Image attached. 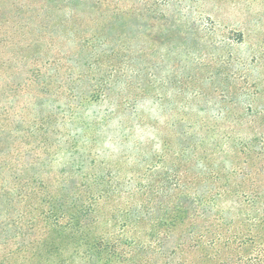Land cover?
<instances>
[{"label": "trees", "instance_id": "1", "mask_svg": "<svg viewBox=\"0 0 264 264\" xmlns=\"http://www.w3.org/2000/svg\"><path fill=\"white\" fill-rule=\"evenodd\" d=\"M11 1L0 16V264H264L261 79L250 96L226 91L140 140L141 113L119 112L111 93L127 12L104 0ZM148 6L128 9L127 65L147 58L131 42L151 20L168 22V0ZM170 26L152 42L173 41ZM36 47L33 59L21 52ZM70 58L76 77L62 71Z\"/></svg>", "mask_w": 264, "mask_h": 264}, {"label": "rangeland", "instance_id": "2", "mask_svg": "<svg viewBox=\"0 0 264 264\" xmlns=\"http://www.w3.org/2000/svg\"><path fill=\"white\" fill-rule=\"evenodd\" d=\"M25 1L35 8L43 0ZM104 1L112 10L116 5L127 12L120 22L124 29L115 32L122 49V59L116 66L117 72L110 76L113 83L111 93L119 112L141 113L144 130L138 128L134 131L138 139L153 140L158 132L167 133V124L172 118L192 121L197 116L198 109L204 107L208 111L215 101L230 97L226 91L245 89L250 96L249 93H254L253 86L258 78L261 79L259 84L263 89L259 98L264 102V0H168L171 5L165 17L168 22L151 20L155 29L151 31L148 27L150 32L146 36H140L131 42L133 52L141 47L148 52L147 58L137 62L135 67L134 64L125 63L128 57L123 31L126 30V22L133 11L128 9L135 7L140 14L144 9H151L148 5L153 2L164 8L166 0ZM11 10V0H0V16L10 15ZM159 14L149 11L145 12L144 17L151 15L155 19ZM52 17L54 21L60 19L54 14ZM169 25L175 39L163 40V46L154 44L152 41L161 42V38L166 37V33L159 34V29H166ZM151 32L155 40H151ZM21 33L27 41L39 35L34 31L29 35ZM69 46L70 44L64 49ZM21 52L33 59L39 54V47ZM43 52L44 48L40 53L44 55ZM70 63L72 68L67 59L62 60V71L70 69L76 77L80 69L76 68L71 58ZM103 66L101 75H105L104 71L109 69L106 64ZM31 67V63L23 65L24 74ZM133 69L143 72L138 75ZM176 70L177 74L174 73ZM83 71H86V67ZM82 83L84 85L80 84L79 89L89 91L92 88L90 81L84 80ZM19 98L27 101L28 96ZM103 104L108 105V102ZM94 108L95 106L92 110ZM107 149L116 151L110 146Z\"/></svg>", "mask_w": 264, "mask_h": 264}]
</instances>
